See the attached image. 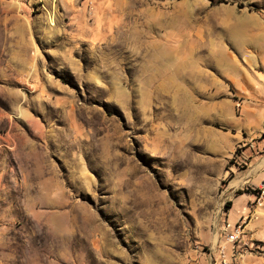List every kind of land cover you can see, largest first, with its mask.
<instances>
[{
    "label": "rangeland",
    "instance_id": "1",
    "mask_svg": "<svg viewBox=\"0 0 264 264\" xmlns=\"http://www.w3.org/2000/svg\"><path fill=\"white\" fill-rule=\"evenodd\" d=\"M263 119L264 0H0V264H264Z\"/></svg>",
    "mask_w": 264,
    "mask_h": 264
},
{
    "label": "built area",
    "instance_id": "2",
    "mask_svg": "<svg viewBox=\"0 0 264 264\" xmlns=\"http://www.w3.org/2000/svg\"><path fill=\"white\" fill-rule=\"evenodd\" d=\"M255 198L258 201H261L262 199H264V178L261 181V185L259 186V188L256 190V194H255ZM244 222H241L240 224H236L234 226V230L233 232H231V234L229 235L228 240L226 241V243L224 245H221L220 249H219V254L220 257L222 258V263H226L227 259V244L232 245V253L235 254L236 253V249L242 248V246H246L248 243H243L242 242V236L244 234V226H243Z\"/></svg>",
    "mask_w": 264,
    "mask_h": 264
},
{
    "label": "bare ground",
    "instance_id": "3",
    "mask_svg": "<svg viewBox=\"0 0 264 264\" xmlns=\"http://www.w3.org/2000/svg\"><path fill=\"white\" fill-rule=\"evenodd\" d=\"M171 75V74H170ZM174 77V76H173ZM184 80V79H183ZM181 90L182 89H180V91H178L179 93L181 92ZM188 99V94L184 91V93H183V98H182V100H180L181 102H185L186 100ZM212 108H213V110H215L214 112L216 113L217 112V108H218V105H213L212 106ZM220 108V107H219ZM221 109V108H220ZM220 111V110H219ZM224 112V111H223ZM215 115V114H214ZM216 116V115H215ZM218 116V115H217ZM220 116V115H219ZM222 117V116H221ZM180 121H181V125H182V121H186V122H188L189 120H186V111H185V116L184 117H182V119H180ZM184 126H186V127H184ZM183 127H184V131H186V133H192V129L190 128V124H187V125H184ZM199 126H200V124H199ZM194 129V128H193ZM184 131H183V133H184ZM198 132H202L203 134H204V136L205 137H207V133L209 132V131H207L206 129H204L202 126H200V128L198 129ZM184 135H185V133H184ZM210 135H212L211 133H210ZM185 136H187V139L191 136V134H187V135H185ZM185 136H183V137H185ZM182 140V139H181ZM214 140V139H213ZM237 183L235 182V184H233V185H236Z\"/></svg>",
    "mask_w": 264,
    "mask_h": 264
},
{
    "label": "crops",
    "instance_id": "4",
    "mask_svg": "<svg viewBox=\"0 0 264 264\" xmlns=\"http://www.w3.org/2000/svg\"><path fill=\"white\" fill-rule=\"evenodd\" d=\"M262 123H264V119L262 121ZM241 197V196H240ZM251 197H249V199H246V200H250ZM245 199L243 198H237L234 202V206H233V211H235L239 217L245 215L247 209H246V206L244 204V202H247Z\"/></svg>",
    "mask_w": 264,
    "mask_h": 264
},
{
    "label": "trees",
    "instance_id": "5",
    "mask_svg": "<svg viewBox=\"0 0 264 264\" xmlns=\"http://www.w3.org/2000/svg\"><path fill=\"white\" fill-rule=\"evenodd\" d=\"M239 194H240V192H239Z\"/></svg>",
    "mask_w": 264,
    "mask_h": 264
}]
</instances>
